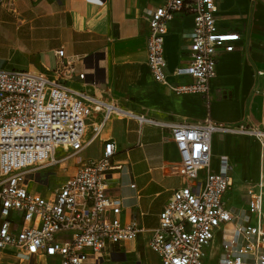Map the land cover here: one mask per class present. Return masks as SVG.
<instances>
[{"label": "built area", "instance_id": "1", "mask_svg": "<svg viewBox=\"0 0 264 264\" xmlns=\"http://www.w3.org/2000/svg\"><path fill=\"white\" fill-rule=\"evenodd\" d=\"M218 1L160 0L147 8L146 61L156 83L174 93L209 91L218 53L232 51L239 39L236 32L218 29ZM180 12L192 18L188 58L168 71L164 37ZM77 59L58 49L51 70L0 69V253L10 249L20 261L102 264L110 247L136 239L142 227L121 216L122 199L108 189L111 174L125 165L114 158L115 142L105 139L99 155L77 158L101 139L110 119L135 118L167 130L165 139L175 144L178 158L163 165L187 180L172 192L151 229L148 245L159 264H205L214 247L216 264H264V181L246 186L245 207L233 213L223 201L230 181L226 166L219 171L210 166L212 134L252 136L264 145V129L224 126L210 118L161 122L134 114L71 87L85 78L75 68ZM182 77L190 81L176 82ZM73 158V171L55 188L41 193L30 187L47 184L39 172L54 166L68 170Z\"/></svg>", "mask_w": 264, "mask_h": 264}, {"label": "crops", "instance_id": "2", "mask_svg": "<svg viewBox=\"0 0 264 264\" xmlns=\"http://www.w3.org/2000/svg\"><path fill=\"white\" fill-rule=\"evenodd\" d=\"M160 0H0V69L48 71L54 51L63 49L78 58L75 68L84 80L69 85L134 114L161 122H202L210 118L224 126L245 124L264 129V0H220L216 24L220 31L236 32L230 52L220 50L216 74L206 94L174 93L155 82L147 65L146 10ZM189 14L180 12L167 24L164 56L167 70L188 58ZM172 80H176L173 79ZM187 77L176 82H189ZM167 130L135 118H112L98 141L112 139L114 158L125 165L108 179L109 193L122 199L123 218L132 217L142 231L136 239L109 248L102 264H159L149 248L151 229L172 192L187 183L164 162L177 160ZM210 166L224 164L230 181L223 201L233 213L245 207L246 186L264 181V145L247 135L214 133ZM69 174L73 166L69 168ZM134 184V188H130ZM219 237L216 238V242ZM0 253V264L13 257ZM219 253H216L215 263ZM210 257L205 264H208ZM24 264H53L29 259Z\"/></svg>", "mask_w": 264, "mask_h": 264}, {"label": "rangeland", "instance_id": "3", "mask_svg": "<svg viewBox=\"0 0 264 264\" xmlns=\"http://www.w3.org/2000/svg\"><path fill=\"white\" fill-rule=\"evenodd\" d=\"M54 68V63L52 60H50L48 62V69L51 70ZM97 149H98V141H95L88 149L84 150L83 152H81L77 158H85V157H90L93 156L97 153ZM61 153L57 154V157H60ZM75 162V158L70 159L68 161V167L72 166ZM69 168L67 169H62L59 168L58 166H54V167H50L48 169H45L41 172H39V176H41L42 178L47 177V184H43V183H37V184H31L30 187H34L36 188L37 191L44 193V192H48L51 189L55 188L57 185H59L61 182H63L65 180V177H67L68 173H69ZM218 252V248L214 247L213 251L210 252L209 254V262L208 264H214L215 263V259H216V253ZM4 264H24L22 261L18 260L14 254L13 257L11 256V258L7 259L6 262H4ZM34 264V263H32ZM41 264V263H39Z\"/></svg>", "mask_w": 264, "mask_h": 264}]
</instances>
